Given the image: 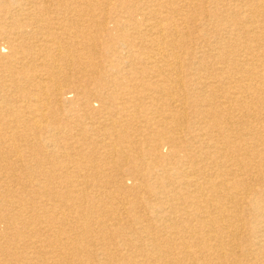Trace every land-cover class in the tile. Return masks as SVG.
<instances>
[{
    "label": "bare ground",
    "instance_id": "1",
    "mask_svg": "<svg viewBox=\"0 0 264 264\" xmlns=\"http://www.w3.org/2000/svg\"><path fill=\"white\" fill-rule=\"evenodd\" d=\"M0 264H264V0H0Z\"/></svg>",
    "mask_w": 264,
    "mask_h": 264
},
{
    "label": "rangeland",
    "instance_id": "2",
    "mask_svg": "<svg viewBox=\"0 0 264 264\" xmlns=\"http://www.w3.org/2000/svg\"><path fill=\"white\" fill-rule=\"evenodd\" d=\"M218 6L221 8L223 5H222V3H219L218 4ZM224 6H227V5H225L224 4ZM230 7H236V6H234V2H232V4H230ZM198 17H200V15L198 16ZM109 26H112L111 24H109ZM210 27H211V25H202V27L200 28L201 29V32H203V31H208L209 33H210ZM220 32H222V31H220ZM226 30H224L223 31V34L226 36ZM210 35H212V33H210ZM119 44V43H118ZM97 50H100V51H108V42H107V40H106V38L105 37H102L101 38V46H100V48L98 49L97 48ZM108 56H110V57H115V54L110 50V54L108 55ZM104 58H106V57H103V56H100L97 60H103ZM125 71H127V70H125ZM151 76V75H150ZM135 77H138L137 75L135 76ZM152 78H155L156 79V77H152ZM149 79V81L151 82L152 81V79L151 78H148ZM110 86L112 87L113 85L112 84H110ZM120 86L118 85V87L114 90L116 93H120ZM134 93L132 94V97L130 96V95H128L129 97H130V101L129 102H125V106H127L128 108H130L136 115L138 114L137 113V111L134 109V106L137 108V109H139V108H141V107H139V104H144L145 106H148V107H150L151 105H150V98H148V96H146L147 95V90L146 91H144L143 89H141L140 87L139 88H137L136 90H134L133 91ZM151 92L156 96V97H158V95H159V97H160V100L159 101H156V103L158 104V105H161V109L163 108L164 110H168V105H167V103L163 100V99H161L162 98V96L159 94V92H157V91H154V90H151ZM144 93H146V95L144 94ZM126 94V93H125ZM143 96V99H144V101L145 102H138V99L140 98V97H142ZM165 100H167L168 101V99H166L165 98ZM105 101V100H104ZM103 100H101L100 98H98V97H96V96H94V95H92L91 97H90V100H88V101H86L85 99H80V100H76V101H74V103H70V101H62L61 103H60V105H56V107L58 108V111H57V113H59V115H61V117H66V113H68L69 114V116H70V118H67L68 120L69 119H71V122H70V125H77L78 124V122H79V120H78V117L80 118V116H82L84 113H85V110L83 109L84 107L83 106H81V103H79V102H92V105H91V107L95 110V112H99L100 111V109H101V106H102V102H104ZM165 102V103H164ZM77 103H79L80 105H77ZM165 106H164V105ZM81 108H82V110H81ZM70 110H72V111H70ZM75 111H77L78 113H75ZM166 112V111H165ZM77 114H79V116H76ZM191 114H192V116H191ZM189 116H190V120H189V125H190V127H191V129H192V126L193 125H195V120H197L198 119V117L196 116V114L192 111V110H190L189 111ZM148 117H151V115L149 114L148 116H147V118ZM191 117H192V119H191ZM82 118V117H81ZM135 118H138V116H136ZM169 120V119H168ZM129 122H132V120H128ZM72 123V124H71ZM151 123H153V122H151ZM132 124H134V125H137V127H142V129H144V130H146L145 129V127L147 128V123L145 124V122H143V123H141V124H139V122H138V124H135V122H132ZM150 129H151V127H149ZM153 133H154V136H155V138H154V140H157V137H159L158 135H159V133L158 132H154L153 131ZM161 137H164V136H161ZM161 139V138H160ZM94 141V140H93ZM138 141H139V143L137 144V146L138 147H140L141 145L143 146V144H146L145 143V141H144V137H138ZM67 142H70L71 143V146L73 145V144H75V142H74V140L73 139H69V140H67ZM70 143H66L65 141H64V143H62V147L63 148H61L62 149V151H65V150H68V149H71L70 147L71 146H69L70 145ZM92 143V142H91ZM86 144L87 146H92L93 144ZM149 147V146H148ZM73 150V149H72ZM144 150H150V148H145ZM69 151H71V150H69ZM167 151V150H166ZM165 151V152H166ZM127 154H132V150L130 151L129 149H127ZM88 155V156H87ZM140 156H143V153L141 154V152H140ZM27 158V157H26ZM28 158H29V156H28ZM145 160H147L148 162H151L152 161V155H151V153L150 152H146V154H144V157H143ZM86 161H88V160H90L91 159V156L89 155V153H87V152H85V158H84ZM149 159V160H148ZM131 161H129L128 163H127V165L124 167L123 166V168H126V169H129V170H131V168H133V170L131 171L132 172V174L130 175V172L129 171H126L125 169L124 170H122V168L120 169V170H118V171H113V172H111V175H110V178L112 179V180H114L115 182H119V181H125L129 186H132L131 184H133V183H135L136 182V180H137V177L139 176V175H142V176H144L143 177V179H139L140 181H138V182H141V181H143V180H146V181H149V183L151 182V183H155V182H157L158 180L157 179H155L154 178V176H155V173L154 172H152V171H147L146 169H145V171L143 170V171H140L141 169V166L140 165H138V164H135L134 162H132V159H130ZM98 164H102L101 162H98ZM157 168H160V166H157ZM124 171V172H122V171ZM120 171V172H119ZM136 179V180H135ZM194 223V222H193ZM93 241L94 240H90V238H89V241L88 242H91V243H93ZM106 242H102L101 244H105ZM108 244V243H107ZM106 244V245H107ZM100 246H102V245H94V246H92V247H94V248H99ZM113 246V245H112ZM91 247V248H92ZM125 251V250H124ZM123 251V252H124ZM122 252V253H123ZM117 253H119V252H117Z\"/></svg>",
    "mask_w": 264,
    "mask_h": 264
}]
</instances>
